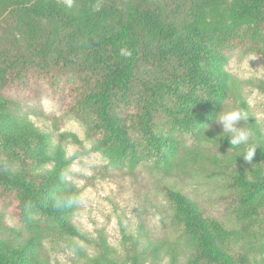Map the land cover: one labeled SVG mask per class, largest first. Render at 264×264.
<instances>
[{
    "label": "trees",
    "instance_id": "1",
    "mask_svg": "<svg viewBox=\"0 0 264 264\" xmlns=\"http://www.w3.org/2000/svg\"><path fill=\"white\" fill-rule=\"evenodd\" d=\"M0 18L10 25L0 30V205L24 232L0 223V264H47L40 247L49 230L85 238L72 221V159L61 143L51 152L47 135L21 115L24 100L39 102L43 89L84 124L91 151L113 164L165 176L186 155L215 166L227 183L221 199L230 203V225L159 180L175 220L197 238L189 264H256L246 242L264 236V145L252 134L249 143L260 146L246 162L247 146L231 147L212 125L231 106L255 130L226 64L234 51L264 60V0H76L70 8L62 0H0ZM93 243L99 252L90 264H143L135 252L121 260L104 239Z\"/></svg>",
    "mask_w": 264,
    "mask_h": 264
},
{
    "label": "rangeland",
    "instance_id": "2",
    "mask_svg": "<svg viewBox=\"0 0 264 264\" xmlns=\"http://www.w3.org/2000/svg\"><path fill=\"white\" fill-rule=\"evenodd\" d=\"M72 6H76V0ZM5 27L10 25L0 18V30ZM226 68L240 87L253 116L255 130H249L264 145V60L254 54L234 51ZM24 101L26 106L21 115L47 135L50 151L61 143L72 159L66 177L79 189L72 221L85 235L81 238L62 234L57 228L49 230L40 247L45 263L90 264L99 252L93 242L104 239L121 260L135 252L142 257L143 264H189L198 248L197 238L175 220L172 207L158 188L159 180L184 190L210 215L222 218L228 225L234 223L230 203L221 199V195L228 194L227 183L204 158L197 160L186 155L184 162L180 157L182 167L176 166L167 176L151 171L150 167L119 166L101 152L91 151L93 140L88 137L84 124L59 107L48 90H42L39 102ZM232 109L228 106L225 111ZM238 126L248 129L241 121ZM212 127L217 133L222 132L217 122ZM61 134L77 135L83 146L71 137L61 140ZM193 146L191 142L186 147ZM52 167V162L35 166L37 171ZM14 168L18 169L19 164ZM0 223L24 234L13 212L2 205ZM261 236L256 239L251 236L246 242L256 264H264V236Z\"/></svg>",
    "mask_w": 264,
    "mask_h": 264
},
{
    "label": "clouds",
    "instance_id": "3",
    "mask_svg": "<svg viewBox=\"0 0 264 264\" xmlns=\"http://www.w3.org/2000/svg\"><path fill=\"white\" fill-rule=\"evenodd\" d=\"M67 7H72L73 0H65ZM96 10H99V5L95 6ZM121 54L128 56L130 53L124 49H121ZM249 116L247 113L239 108L232 110H223L218 112L215 121L222 126V133H225L224 137L229 138V143L232 146H247V150L242 153L246 162L253 161V157L256 154L259 144H250L251 131L245 129L244 126H238L240 121H248ZM209 127V126H207Z\"/></svg>",
    "mask_w": 264,
    "mask_h": 264
}]
</instances>
